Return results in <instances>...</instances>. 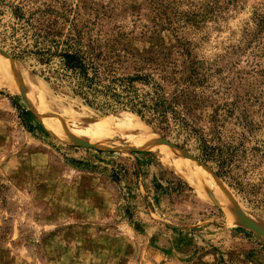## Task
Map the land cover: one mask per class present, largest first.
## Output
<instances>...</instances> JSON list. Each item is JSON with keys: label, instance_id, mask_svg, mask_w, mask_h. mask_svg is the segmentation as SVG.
I'll return each mask as SVG.
<instances>
[{"label": "rangeland", "instance_id": "374dc122", "mask_svg": "<svg viewBox=\"0 0 264 264\" xmlns=\"http://www.w3.org/2000/svg\"><path fill=\"white\" fill-rule=\"evenodd\" d=\"M0 2V57L7 63L0 67V264H264V236L241 223L245 216L264 226V184L247 195L222 180L221 199L211 198L190 180L195 170L214 177L196 158L193 140L166 136L132 112L90 105L66 82L42 74L34 59L5 52L17 8L99 16L106 34L133 32L139 48L158 36L165 49L188 48L205 80L196 88L205 97L193 115L197 126L212 134L217 122L210 116L224 104V139L245 131L246 145L261 147L249 153L256 166L247 176L260 184L264 0ZM2 80L16 82L18 91ZM124 116L151 133L149 145L85 141Z\"/></svg>", "mask_w": 264, "mask_h": 264}, {"label": "trees", "instance_id": "16d2710c", "mask_svg": "<svg viewBox=\"0 0 264 264\" xmlns=\"http://www.w3.org/2000/svg\"><path fill=\"white\" fill-rule=\"evenodd\" d=\"M38 11L41 14H19L17 8L11 14L12 46L6 50L13 58L34 59L42 74L66 82L90 105L132 112L156 124L166 136L176 132L186 141L193 140L196 157L238 193L257 194L263 189L264 180L255 184L247 178L256 166L249 153L261 147L249 148L245 131L224 139L220 127L228 116L220 112L224 104L210 116L217 122L212 134L197 126L193 115L205 97L196 88L203 87L205 80L188 48L165 49L163 36L152 46L139 48L134 46L133 32L106 34L98 27L99 16L54 14L53 8ZM242 125L249 132V126ZM179 146L187 147L186 142ZM157 188L166 190L162 184Z\"/></svg>", "mask_w": 264, "mask_h": 264}, {"label": "bare ground", "instance_id": "6f19581e", "mask_svg": "<svg viewBox=\"0 0 264 264\" xmlns=\"http://www.w3.org/2000/svg\"><path fill=\"white\" fill-rule=\"evenodd\" d=\"M1 66L7 68V63L5 62V60L2 57H0V67ZM2 83H8L12 90L18 91V90H16L17 89V86L15 85L16 82H14L15 83L14 84L8 80H2ZM59 127L61 128V125L57 126L56 128H59ZM74 127H75V125H72L71 128H74ZM78 130H80V129H78ZM115 138H116V140L119 139V140H122V142L126 141L130 144L133 142L140 141V143H142V144H143V142H145L149 145L150 141H152L151 138H153V136L145 128L138 125L137 122L133 121L131 118L126 119L124 116V118H119V119L113 121L103 133H101L95 137L93 136L92 138L86 139L85 141L92 142V143H96V142L99 143L100 142V143H105V144L106 143L111 144L110 140L115 139ZM152 143H154V142H152ZM110 144H109V146H110ZM147 144H145V145H147ZM133 145H135V144H133ZM175 159L181 160L180 157H176ZM213 176L214 177L210 176L207 172H205V170L204 171L203 170L202 171L201 170L200 171L195 170V171L190 172V180H191L192 184H194V182L198 181L199 184H202L206 188V191L211 198L221 199V189L223 188L221 182H223V181L220 178H218L217 176H215V175H213ZM199 191H201V190L199 189Z\"/></svg>", "mask_w": 264, "mask_h": 264}, {"label": "water", "instance_id": "95a60500", "mask_svg": "<svg viewBox=\"0 0 264 264\" xmlns=\"http://www.w3.org/2000/svg\"><path fill=\"white\" fill-rule=\"evenodd\" d=\"M0 50H4L3 48L0 47ZM7 52V51H5ZM9 54V53H8ZM197 158V157H196ZM198 159V158H197ZM199 160V159H198ZM200 161V160H199ZM201 162V161H200ZM203 164V163H202ZM204 165V164H203ZM205 166V165H204ZM206 168H208L207 166H205ZM209 169V168H208ZM210 170V169H209ZM214 174V173H213ZM241 223L248 227L249 229L255 231L256 233L264 236V226L259 224L258 222H256L255 220H253L252 218H248V217H242L241 218Z\"/></svg>", "mask_w": 264, "mask_h": 264}]
</instances>
